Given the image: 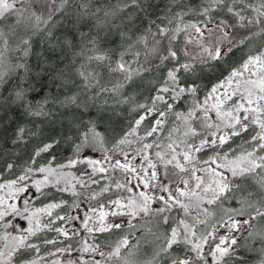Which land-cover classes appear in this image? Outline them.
<instances>
[{
	"label": "snow or ice",
	"instance_id": "6c2138e0",
	"mask_svg": "<svg viewBox=\"0 0 264 264\" xmlns=\"http://www.w3.org/2000/svg\"><path fill=\"white\" fill-rule=\"evenodd\" d=\"M67 3L0 0V123L7 119L15 125L12 145L39 141L23 173L0 183V189L25 194L19 206L0 197V264H40L41 245L57 243L41 234H78L54 227L57 220H81L88 233L128 229L107 251L84 241L81 250L105 262L139 264L135 249L141 238L152 235L159 243L144 264H160L161 257L167 264H210L209 258L211 264H235L241 248L257 252L258 264H264V228L256 227L264 223V43L250 45L253 37L264 35V0H203L196 10L169 0L165 14L155 18L148 10L159 6L150 0H120L116 6L96 0L91 13L90 0H83L70 35L45 30ZM41 4L48 5L46 16L37 11ZM185 8L201 19L184 23ZM217 12H226L232 22ZM181 33L185 39L177 46ZM58 52L71 75L53 61ZM157 69H163L162 79L151 78ZM213 75L215 82L201 97L202 81ZM57 88L59 95H51ZM144 88L150 94L141 102L136 89ZM125 111L135 116L108 147L112 123L123 119ZM25 119L33 122L31 127ZM57 123L62 129L58 136L45 134V124L52 128ZM246 133L248 138L236 144ZM61 139L70 142L73 158L66 164L38 165L37 158ZM134 142L139 147L130 156L124 146ZM200 153L210 154L205 159ZM117 155L123 162L114 159ZM78 164L84 166L79 176L64 173ZM13 168L6 163L0 175ZM110 169L119 170L124 182L109 178L99 191L90 192L88 200L113 191L115 198L89 207L83 217H53L54 209L67 204L63 200L29 211L30 197H35L25 182L35 173L43 175L32 181L41 195L51 185L79 196L77 184L85 189L100 184L106 177H94ZM72 207L80 204L74 201ZM17 218L24 223H13ZM136 231L141 235L133 244L129 235ZM91 264L102 262L93 258Z\"/></svg>",
	"mask_w": 264,
	"mask_h": 264
},
{
	"label": "trees",
	"instance_id": "16d2710c",
	"mask_svg": "<svg viewBox=\"0 0 264 264\" xmlns=\"http://www.w3.org/2000/svg\"><path fill=\"white\" fill-rule=\"evenodd\" d=\"M83 2V0H68V3L64 5L63 9L59 12H55L54 15L52 16L51 21L49 22L47 28H54L55 26L53 23L55 22H60V20H57L59 16L64 12L68 11L69 8H73L75 11L78 10L81 13V7L80 4ZM92 3V6L87 5V11L88 12H95L97 3L96 0H90ZM120 0H105V3L109 6H116L118 5ZM151 3L154 5H158V8H150L148 11L151 13L152 18H155L157 15H164L165 14V6L169 4V0H150ZM254 2V0H253ZM60 0H57V5H59ZM181 3H187L192 9L196 10L199 7L203 5V0H181ZM55 7V6H52ZM47 9L48 5H43L41 4L38 8L37 11L38 13H43L45 16L47 15ZM173 10H177L173 8ZM185 11L188 12V9L185 8ZM170 15V14H169ZM214 15H216L218 18L221 19H226L230 23L232 22V18L230 17L229 14L226 12H217ZM77 17H62L64 19V25L59 32H55L56 35H60L61 33H67L71 34V31L73 30V22L76 20ZM198 19H201V17L197 16L195 12H188L187 15L184 16V23L188 22H194ZM57 20V21H56ZM159 23V21H158ZM167 23V21H165ZM241 35H245L246 31L245 30H239ZM253 32H258L259 29L253 27L252 28ZM185 39V36L183 33L180 34V38L178 41L177 46H182L183 41ZM264 40V35H257L253 37V39L250 41V45L255 48L258 47ZM240 53L236 52L234 53V56H239ZM53 61L56 62L59 65V69L62 70L66 75H71V69L66 65L64 61L60 59V53L58 52L55 56H53ZM170 66V65H168ZM218 75V73L216 74ZM151 78H157V79H162L163 78V69H157L153 74ZM110 79L107 75H105V82ZM216 76L213 75L209 77L208 79H205L202 81V84L204 87L201 88L200 90V96L203 97L204 94H206L208 88L211 86L212 83L215 82ZM48 86L49 89L53 88L51 77L48 78ZM129 92H132L133 89H128ZM60 90L57 88L55 91L51 92L50 94L53 96L59 95ZM136 99L140 100L143 102L142 98L149 96L150 92L148 88L144 89H136ZM190 100V98H189ZM52 107V110L55 111L57 108L55 106H50ZM184 107H187V104L184 105ZM183 110V109H181ZM135 116V113H129V115H126L124 117V121H126V126L123 128H114V132L112 135L109 136L108 138V143L107 146L111 147L112 142H113V137L119 136L123 134V131L128 130L129 128V121H131ZM88 116H85V119H87ZM25 124H27L29 127H31V120L25 119L23 121ZM15 127L14 124H8L7 119L3 123H0V170L4 169V165L6 163H13L14 168L10 171H3L2 175H0V182H6L8 180L15 179L17 176L21 175L23 173V169L27 167V161L29 160L30 153L32 152L34 146L30 147V144L28 143L27 145H12L11 144V139L13 137V128ZM59 138V137H58ZM248 138V134H244L243 138H237L236 139V144L243 143L244 139ZM235 146V145H234ZM247 146V145H245ZM73 148L71 147L70 142L65 141L61 139V143L57 145L50 153L42 154L41 157L37 158V164L38 165H45L49 161L53 164V166L59 165V164H66L68 159L73 158ZM210 153H200V156H207ZM52 157H55L53 160ZM82 165H76L75 167L72 168H65L63 170L67 171L69 174H74L76 176H79L81 171L83 170ZM75 183V182H74ZM99 184L97 185H91L90 188H82L80 185L77 184V192L80 193L79 196H73L71 192H58L56 188L53 186L49 185L45 188H43V193L44 195H41L40 193L37 192L35 195V198L32 200L30 203V208L35 209L37 207H42L49 202L52 201H67V204L63 205L61 208L54 209L53 212V217L57 214L63 216L65 213L71 211V209H74L72 207L73 202H77L79 204L83 203L87 197V195L98 189ZM230 206V205H229ZM60 223L57 221L55 222L54 227H59ZM257 230H260L264 228V223H258L257 224ZM155 232L156 229H153ZM164 229H160V232H163ZM129 230L128 229H120V230H114L112 232H106V233H91L94 237V242L98 245H114V243L119 240L122 236L128 234ZM71 234V233H70ZM159 235V232L157 233ZM141 235V234H140ZM140 235L137 236V238H140ZM42 237H46L48 239H57V243L54 245H41L44 253H46L43 258L45 260H50L52 257L58 256L62 254V252H58L57 249L59 248H70L69 249H74L75 247L79 246V239L82 238V235H70V238H65V237H59L56 232H45L41 234ZM38 242V241H37ZM159 243L158 241L155 240V237L152 235H148L144 238L140 239V243L137 249L135 251L137 252L136 255V260L139 261V264H144V261L150 260L152 258V255L154 251L156 250V245ZM251 246V245H249ZM258 246V245H257ZM49 253H54V255H49ZM64 253V252H63ZM239 254L241 259L236 260L235 264H258V260L260 259L259 254L257 252H246L243 248L239 250ZM37 254L32 253L31 256L35 257ZM40 255V253L38 254ZM43 259V260H44ZM90 263L92 261V257H89ZM160 264H167L166 260L161 257L160 259Z\"/></svg>",
	"mask_w": 264,
	"mask_h": 264
},
{
	"label": "rangeland",
	"instance_id": "374dc122",
	"mask_svg": "<svg viewBox=\"0 0 264 264\" xmlns=\"http://www.w3.org/2000/svg\"><path fill=\"white\" fill-rule=\"evenodd\" d=\"M87 5L92 6V3H88ZM80 13V11L78 10H74L73 8H69L68 11H64L57 20H60V22H55L53 23L55 25L54 28H46L45 30L47 29H52L53 32H59V30H61L63 28V25H64V19H62V17L64 16L65 18L66 17H77V15ZM56 20V21H57ZM37 41H39V37L37 38ZM264 42V40H263ZM39 50V48L37 49ZM55 111H59V109L55 110ZM126 115H129V112L125 111L124 112V117ZM36 123H40V121H35ZM33 123V122H32ZM31 123V125H32ZM126 126V121H124V118L123 119H118V120H115L113 123H112V127L114 128H123ZM61 126L57 123L55 124L54 126H52V128H49V126L47 124L44 125V132L45 134H52V135H57L60 133L61 131ZM139 135H143V131L141 129V131L138 133ZM130 139H133L135 141V138H132L130 137ZM151 140V138H148L147 141L145 142H149ZM37 140H33V141H30L29 144H30V147L33 146L34 144H36ZM139 147V142H134L132 145L128 146V145H125L124 146V149L125 151H128L130 156L131 155H134L135 154V150ZM199 155V154H198ZM205 159L207 158V156H203ZM114 159H121V161L123 162V157L117 155L116 157H114ZM138 162V161H137ZM64 173H67V171L63 170ZM69 174V173H68ZM101 175H103L104 177H106L105 179H100ZM43 178V175L42 174H39V173H35L30 180L26 181L25 183H27L29 185V188H28V192H30L32 194V197H35V195L37 194V191L34 187H32V181L33 180H38V179H42ZM68 179H71V175H69L67 177ZM94 178L96 179H100V184H99V188L94 190V191H99L100 188L102 186H104L106 183L109 182V178L112 182H115V181H119L121 183L124 182V176L120 175L119 173V170H116L115 173L112 172V170L110 169L108 173L106 174H97ZM73 183L75 182V180L72 181ZM0 183H4V182H0ZM59 186H63V180H61V184ZM12 193H15V189H12V190H8V189H0V197H4L5 199H7L8 203H16L17 206H19V200L20 198L23 197V195H25L24 193H15L16 195V199H13L12 198ZM126 195V193H123ZM109 198H115V193L114 191L113 192H109V193H106L104 194L102 197H99L97 200H88L87 197L85 199V201L83 203L80 204V207L79 208H74V209H71V211L65 213L63 216H68V215H73V216H81L83 217L84 213L86 211L89 210V207H98V204L99 203H104L106 202ZM31 202L33 200V198H31ZM45 206V205H44ZM42 206V207H44ZM40 207V208H42ZM39 208V207H37ZM36 209V208H35ZM35 209H31L30 208V205H29V211H33ZM54 212V210H53ZM48 217H44V220L47 221ZM116 218H112V217H109V220L112 221V220H115ZM17 222H20V223H24L23 221H20L19 218H17L16 220H13V223H17ZM59 227H64L66 229H68L70 231V233L75 230L76 232H78L79 235H82V238H80L78 241L80 243L79 246L75 247L74 249H69V251H66V252H62V254L58 255V256H55V257H52V259H50L49 261L48 260H42L40 262V264H53L54 261H57L59 260L60 261V264H68V261L71 260V261H75V262H78V264H84L85 261L88 262V264H91L90 263V259L89 257H92L96 260H100L102 262V264H115L114 261H107L105 262L104 261V258L99 256L98 254L96 253H85L83 252L81 249L83 247V243L84 241H87L89 244H96L94 242V236L91 235V233H88L87 230H85L82 226V222L81 220H74V221H71V222H67V221H59L57 220ZM91 224V222H90ZM9 231H11V229H9ZM140 235V232L139 231H136L134 233V236L133 235H129V240L131 243H135L136 241V238L137 236ZM118 241V240H117ZM100 246V250L102 251H107L109 246L110 245H99ZM208 249L207 247L205 248V253H207ZM46 253H44L42 247H41V252H40V256H44ZM82 258V259H81ZM210 260V264H211V258H209Z\"/></svg>",
	"mask_w": 264,
	"mask_h": 264
}]
</instances>
